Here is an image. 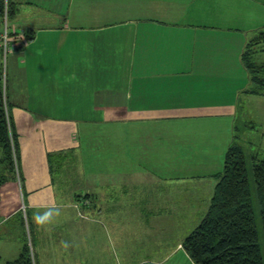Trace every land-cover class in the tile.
<instances>
[{
  "label": "crops",
  "instance_id": "1",
  "mask_svg": "<svg viewBox=\"0 0 264 264\" xmlns=\"http://www.w3.org/2000/svg\"><path fill=\"white\" fill-rule=\"evenodd\" d=\"M9 1L6 90L35 264H161L177 251L192 264L182 242L250 116L239 99L264 105L245 92L241 60L264 29V0ZM49 208L59 211L37 224ZM21 246L0 238V263Z\"/></svg>",
  "mask_w": 264,
  "mask_h": 264
},
{
  "label": "trees",
  "instance_id": "2",
  "mask_svg": "<svg viewBox=\"0 0 264 264\" xmlns=\"http://www.w3.org/2000/svg\"><path fill=\"white\" fill-rule=\"evenodd\" d=\"M5 12L6 20L12 19L15 14L13 4L9 0H0V23L3 22ZM255 40L264 42V29L260 30ZM253 43L254 39L247 42L241 56L251 83L245 92L264 97V80L257 76L262 73V65L248 61L250 52L247 49ZM246 124V128L252 127V123ZM236 132L237 125L233 140L225 152L222 170L217 175L208 209L198 225L182 242L183 249L195 264H264L255 224L248 158L243 146L237 142ZM0 154L1 202L2 191L6 188L10 187L15 192L20 189L22 191L21 176L19 172L16 175L14 167L15 164L19 167L18 134L9 111L1 73ZM250 162L264 234V158H259L256 153L251 154ZM8 174L11 176L9 177ZM80 200L85 203L83 198ZM22 211L25 213L24 217ZM20 215L23 228L21 250L17 258L6 264H35L32 254L35 242L34 230L26 205Z\"/></svg>",
  "mask_w": 264,
  "mask_h": 264
},
{
  "label": "rangeland",
  "instance_id": "3",
  "mask_svg": "<svg viewBox=\"0 0 264 264\" xmlns=\"http://www.w3.org/2000/svg\"><path fill=\"white\" fill-rule=\"evenodd\" d=\"M12 23V19H9L7 21V24L10 26ZM4 27V22L0 23V29L2 30ZM260 31L250 40L252 41L254 39L253 45L248 46V51L250 52L249 56V62H253L256 65H262V73L258 74V78H262L264 80V42L255 40L257 36L259 35ZM4 52L0 49V73L2 75V81L4 84V93H6L7 96V102L9 104V111L11 110V105L9 102V92H11V83H9V90L7 92L6 88V74H7V64L9 57L7 58V55H3ZM9 67V66H8ZM9 71V70H8ZM15 87V86H14ZM17 89V88H16ZM264 100V99H263ZM247 102V101H246ZM247 109L250 111V116L248 120H245L243 115H239V118L237 120V142L243 146L245 149V152L247 154L248 158V169H249V179L252 189V199H253V210H254V216H255V224H256V230L258 234V242L260 244L261 254L264 258V234H263V227L262 222L260 219V210L259 205L256 199L255 191H254V181L252 178V171H251V162H250V155L251 154H257L259 158H264V105L259 104L256 101L251 102L250 104L245 105V99L244 97H240L239 99V108L240 109ZM252 127L250 129L246 128L247 124H251ZM52 153V152H51ZM61 153L60 150H57L56 152H53L52 156H50V160L52 161V165H57L58 161L61 162L62 157H59V154ZM67 160L73 165H77V158L75 152H66ZM15 173L16 175L19 172V167L15 164ZM68 171L74 173V169H69ZM62 173V176H64L67 173V169H58L55 168L54 175L55 178H57L58 174ZM9 177L11 174H8ZM23 200H22V193L20 190H17V192L13 191L10 187L6 188L2 191L1 196V203H0V223L2 221L5 222L0 226V238H14L17 242H22V235L18 228H21V232L23 231V228L21 226V206H22ZM22 216L24 217V213L22 211ZM24 220V218H22ZM25 229H27V226L25 225ZM18 230V232H17ZM34 230V229H33ZM36 236L35 234L33 237ZM2 242V241H1ZM4 242V241H3ZM2 242V243H3ZM37 239L34 242L33 247V260H41L40 253L37 251L35 245H36ZM36 249V250H35ZM183 251H177L175 254L171 255L167 259L163 260L161 264H183V260L181 257H179ZM35 254V255H34ZM39 256V257H38ZM138 256L140 257V260L144 259L142 257H152L153 259L147 258L145 260H158V258H154V254L152 250L150 249H144V251L141 249L138 252ZM132 260V259H131ZM184 260H188L184 258ZM1 264V263H0ZM190 264V260H188V263Z\"/></svg>",
  "mask_w": 264,
  "mask_h": 264
},
{
  "label": "built area",
  "instance_id": "4",
  "mask_svg": "<svg viewBox=\"0 0 264 264\" xmlns=\"http://www.w3.org/2000/svg\"><path fill=\"white\" fill-rule=\"evenodd\" d=\"M4 27L0 32V49L3 50L4 56L7 55L10 51L14 49V41H15V34H13L14 30L11 29V27L7 24L6 20V12L3 17ZM15 33V32H14ZM19 183V182H18ZM22 209H24V206H22ZM195 264V263H192Z\"/></svg>",
  "mask_w": 264,
  "mask_h": 264
},
{
  "label": "clouds",
  "instance_id": "5",
  "mask_svg": "<svg viewBox=\"0 0 264 264\" xmlns=\"http://www.w3.org/2000/svg\"><path fill=\"white\" fill-rule=\"evenodd\" d=\"M58 209H52L49 208L47 210H45L44 212H35L34 215V220L37 224H44L45 222L49 221L52 216L54 215V212L58 213Z\"/></svg>",
  "mask_w": 264,
  "mask_h": 264
}]
</instances>
